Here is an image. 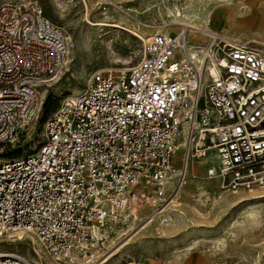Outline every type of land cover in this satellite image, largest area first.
<instances>
[{
  "label": "built area",
  "instance_id": "obj_1",
  "mask_svg": "<svg viewBox=\"0 0 264 264\" xmlns=\"http://www.w3.org/2000/svg\"><path fill=\"white\" fill-rule=\"evenodd\" d=\"M208 37L155 32L132 66L95 70L64 98L37 150L0 160V236L32 234L56 264H94L122 224L181 189L200 138L223 189L264 188V48ZM71 46L40 6L0 4V142L35 118ZM0 264L25 258L2 252Z\"/></svg>",
  "mask_w": 264,
  "mask_h": 264
},
{
  "label": "rangeland",
  "instance_id": "obj_2",
  "mask_svg": "<svg viewBox=\"0 0 264 264\" xmlns=\"http://www.w3.org/2000/svg\"><path fill=\"white\" fill-rule=\"evenodd\" d=\"M8 1L17 0H0V4ZM18 1L40 6L48 18L72 37L74 47H70L62 70L41 89L44 104L37 113L39 117L36 115L22 125L11 141L0 142V160L37 150L44 140V124L49 115L64 98L80 92L92 72L102 68H128L136 63L142 38L134 33L146 36L154 27L170 23L164 30L174 34L183 29L177 21L199 25L208 20L214 31L230 40L264 48V0ZM173 5L181 9L183 20L174 19L169 10ZM217 10L223 14L215 19ZM87 13L93 21L119 23L124 28H89L85 25ZM207 40L208 37L200 42ZM211 144L206 141L198 147L201 151L189 162L188 177L181 192L160 208L166 211L154 216V209L147 208L139 213L136 222L122 224L126 234H117L109 248L95 253L94 264L111 254L105 264H264V188L237 192L223 189L221 180L208 174L210 168H217L219 164L214 148L206 154L202 150ZM180 146L174 155L177 164L183 151ZM191 172L196 181L190 179ZM207 179L215 182L212 192L205 185ZM202 183L206 188H202ZM150 214L154 220L143 227ZM168 215H172L169 221L160 219ZM2 252L18 253L42 264H56L32 234L0 236Z\"/></svg>",
  "mask_w": 264,
  "mask_h": 264
},
{
  "label": "bare ground",
  "instance_id": "obj_3",
  "mask_svg": "<svg viewBox=\"0 0 264 264\" xmlns=\"http://www.w3.org/2000/svg\"><path fill=\"white\" fill-rule=\"evenodd\" d=\"M198 1H204V0H198ZM84 2H86L87 3V0H84ZM190 3H194V0H190ZM87 5V4H86ZM169 10H170V12L171 13H173V15H174V19H176V20H183V18H182V12H181V9L178 7V6H170L169 7ZM89 13V12H88ZM87 13V15H86V19H85V21H86V26H88L89 28H92V29H97V28H101V27H104V26H110V27H117V28H121V29H123L124 27L122 26V25H120L119 23H109V22H106V21H100V20H98V21H93L92 19H90V17H89V14ZM192 14V13H191ZM222 14H223V12L221 11V10H217V11H215V16H213V17H215V19H218V18H221L222 17ZM186 15V14H185ZM212 17V16H211ZM261 17V16H260ZM263 20V19H262ZM191 22V21H190ZM199 22V21H198ZM260 22H261V20H260ZM209 22H208V20H205L204 22H202V24H197V23H186V22H181V21H177V24H180V25H182L183 26V28H185V29H187L188 30V34H189V37L193 40V41H202V40H204L205 41V38H207L209 35H211V34H219V33H217L216 31H214L213 30V28H212V26L211 25H209L208 24ZM170 24V23H169ZM169 24H166L165 23V25L164 26H158V27H154V30L152 31V32H150L149 33V35L147 34L146 36H144V35H141V34H138V33H134L135 35H137V36H139L140 38H142V39H146L147 37H149V36H151L152 34H154L155 32H161V33H164V34H168L169 33V31H167V30H164V29H166V25H169ZM94 31V30H93ZM193 33L194 34H196V35H194L193 36ZM101 34V33H100ZM72 38V37H71ZM208 39H209V37H208ZM233 42H239V41H237V40H235V39H231ZM208 41V40H207ZM72 47H74V42H73V39H72ZM71 50V49H70ZM69 53H70V51H69ZM68 60V59H67ZM67 60H66V63H67ZM65 63V64H66ZM42 94V100L40 101V104H39V111H41V108H42V105L44 104V95H43V92L41 93ZM41 107V108H40ZM38 111V112H39ZM37 112V113H38ZM37 115V117H39L38 116V114H36ZM36 117V116H35ZM29 122H27V123H25L24 125H26V124H28ZM186 144V140L184 139V138H181L180 140H179V145H181L180 147H181V149L183 150V146ZM178 145V146H179ZM177 146V147H178ZM197 146V150L195 149V147ZM202 147V146H204V142L202 141V139L200 138V139H198V141H197V143H195V142H192V144L190 145V147L192 148H194V150H193V154H192V157L191 158H193V157H195L196 155H197V153L199 152V151H201L198 147ZM210 148H214L213 146H208L206 149H205V151H204V149H202L203 151H204V154H206V151L207 150H209ZM176 150H177V148H176ZM175 150V151H176ZM196 151H197V153H196ZM193 174H192V172H191V180L193 181L194 179V177L192 176ZM187 177H188V169H187ZM194 181H196V180H194ZM186 183V182H185ZM189 183H191V182H189ZM204 183H202V188H206V187H204V185H203ZM215 184V182L213 181V180H208L207 179V182H205V185L207 186L208 185V187L210 186V189L209 190H211V192L214 190L213 189V185ZM197 185V184H196ZM193 186V185H192ZM199 187V186H198ZM182 188L183 187H181V189L174 195V196H176L179 192H181V190H182ZM189 188H191V186L189 187ZM192 189V188H191ZM207 189V190H208ZM188 190H190V189H188ZM187 190V191H188ZM179 195V194H178ZM173 196V197H174ZM172 198V197H171ZM174 201L175 200H173L172 201V204L174 203ZM145 211V210H144ZM166 211V209H157V210H155V212H154V216H157V215H160V214H162L163 212H165ZM152 218V219H151ZM172 218V215H168L166 218H163V217H160V219L161 220H166V221H169V219H171ZM131 220H134V222H136V220H138V218H136V219H131ZM131 220H129V221H127L126 223H128V222H130ZM154 220V217H153V214H150L147 218H145V220L144 221H146V223L144 224V226L143 227H145V225L146 224H149L150 222H152ZM18 234V233H17ZM23 234V233H22ZM25 235V234H24ZM36 238V237H35ZM37 239V238H36ZM38 240V239H37ZM112 256V254L110 255V256H108V257H106L103 261H100V263L99 264H105L106 262H108V260H109V258ZM132 262H128L127 264H131ZM25 264H42V262H40V261H38V260H35V261H31V260H28L27 258H25Z\"/></svg>",
  "mask_w": 264,
  "mask_h": 264
}]
</instances>
